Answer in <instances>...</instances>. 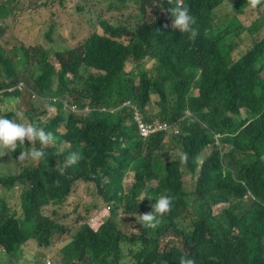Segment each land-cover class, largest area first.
<instances>
[{"label": "trees", "instance_id": "obj_1", "mask_svg": "<svg viewBox=\"0 0 264 264\" xmlns=\"http://www.w3.org/2000/svg\"><path fill=\"white\" fill-rule=\"evenodd\" d=\"M70 2H43L56 18L45 39L0 53V115L20 111L56 137L39 161L17 162L22 146L0 158V264L25 254L35 264H264V0L87 1L81 11L101 13L81 31L66 22ZM20 4L0 0L5 33ZM183 6L195 38L171 26L170 9ZM10 97L19 103L6 112ZM154 122L166 131L143 141ZM73 151L81 159L65 167ZM161 196L170 211L142 225ZM102 204L110 213L95 228Z\"/></svg>", "mask_w": 264, "mask_h": 264}, {"label": "rangeland", "instance_id": "obj_2", "mask_svg": "<svg viewBox=\"0 0 264 264\" xmlns=\"http://www.w3.org/2000/svg\"><path fill=\"white\" fill-rule=\"evenodd\" d=\"M46 0H21V4L19 7V10L16 14V16H11L9 17L8 20V26H10L11 28V33H14L15 31H17V35H13L12 38L8 37L10 35V32L5 33V29H2L0 27V37L2 38L3 41H0V53L5 54V49L6 51L11 50L15 45L16 46H20L21 45V39L24 41L23 43H27V47L29 45L30 42H32L34 39L35 40H44L46 34H48L52 28L54 27V22L56 20L55 15L53 13H51L50 11L46 12V9H40V6L43 2H45ZM72 2H70L66 8V10H64V12L66 11V22L67 21H71L73 19L78 20V23H73V24H69L70 30H82L84 29V25L85 22L89 23L94 15L100 12V9H96L93 8L92 5H89L86 9V11H81L80 8H85L86 7V2L87 1H93V0H71ZM97 4L102 3V0H94ZM228 2H225V4L223 6L220 7V10L217 11L218 15L220 16H225L226 14H231L232 12V5L227 6ZM230 3L232 4V1H230ZM34 8V10H33ZM50 7H48L49 9ZM119 13H122L119 12ZM82 23V24H81ZM59 28V27H58ZM72 33L69 32V35H71ZM18 36H20V40L19 38H17ZM13 39H15L16 42L12 41ZM74 40V39H72ZM72 40H70V43L72 42ZM61 47H67L66 42L63 41L61 43ZM133 70V66H131L130 64L126 65V71L127 72H131ZM107 76V75H105ZM26 98V97H25ZM35 100V99H32ZM3 108L6 110V112H8L9 110H11L14 106H9V104H2ZM42 110L46 109V105H42L41 106ZM138 114V113H137ZM55 117V112L53 110H51V114H49L48 116H46L44 118V121H47L48 118H54ZM141 123V121H140ZM165 125L161 124V123H157L154 122L152 124L151 127L147 126L144 128V136L145 137H149L150 135H152V133L156 132L157 130L163 128ZM66 149V147L62 148V151H64ZM228 150V146L227 144L222 145V150ZM164 150L168 151L170 149L167 150V143L164 144ZM1 153L0 154V158H4L8 156V153ZM176 154V153H175ZM4 155V157L2 156ZM11 159L9 158L7 160L6 158V162H4L5 168L7 169V171H11V172H16L17 168L15 163L13 165H11ZM110 166H114L113 161L110 162ZM9 168V169H8ZM0 169L2 170V168L0 167ZM131 178L132 176H129L127 180V182H131ZM87 187L84 186H79L77 188H74V192L76 193L75 197H80L81 192H85ZM251 190L247 189L246 190V198L245 201L249 202L251 199ZM227 196L231 197L230 195H225V197L227 198ZM232 198V197H231ZM254 199V198H253ZM100 202V201H99ZM112 204V203H111ZM111 204H102V205H98L96 206V209L94 210L92 216H91V220L90 222L93 223L94 227L97 228L99 225H101V222L103 221V217L102 216H98L100 214H104L105 216H107L110 212V205ZM102 212V213H101ZM64 213V212H62ZM74 220V218H72ZM3 249L2 247H0V250ZM1 257V254H0ZM58 257L55 258V260H57ZM21 264H34V262H32V257L30 255L25 254L23 261L20 262Z\"/></svg>", "mask_w": 264, "mask_h": 264}, {"label": "clouds", "instance_id": "obj_3", "mask_svg": "<svg viewBox=\"0 0 264 264\" xmlns=\"http://www.w3.org/2000/svg\"><path fill=\"white\" fill-rule=\"evenodd\" d=\"M170 15L172 18L171 26L174 29L178 30L181 34H189L191 38L196 37L197 31L193 27L195 20L190 14L189 8L187 6L170 9ZM18 103L19 97H10L8 100L9 106H15ZM22 120L23 113L20 111L15 112V117L12 119L8 117L5 118L4 116L0 115V150H7L5 153H13L22 146L24 150L19 151V154L16 157L17 162L39 161L45 157V151L43 149L48 145L55 143L56 137L54 136L53 132H46L44 129L38 126L22 122ZM144 125L145 124L143 123L142 126ZM165 128H167V126L157 130L150 136L155 135V133H158L159 131H166ZM149 137L141 136L143 141L147 140ZM25 140L29 142L31 147H25ZM35 144H39L41 147H33ZM80 159L81 154L79 152L73 151L66 156L65 160L63 161V165L65 167H72L77 165ZM178 160L181 165L186 164L188 160L187 153H180ZM61 174H63V168L61 169ZM247 189H249V187ZM154 200L155 204L152 206L153 211L140 216L141 224L152 228H154L158 223V217L163 216V214L170 211L172 206V199L168 196H161ZM56 257L59 259L61 254ZM23 259L21 261H23ZM46 264H50V260L46 261ZM181 264H194V261L191 259H182Z\"/></svg>", "mask_w": 264, "mask_h": 264}, {"label": "bare ground", "instance_id": "obj_4", "mask_svg": "<svg viewBox=\"0 0 264 264\" xmlns=\"http://www.w3.org/2000/svg\"><path fill=\"white\" fill-rule=\"evenodd\" d=\"M172 131H174V133H178V132H179V129H178V128H175V129L172 130ZM141 135H142V131H141Z\"/></svg>", "mask_w": 264, "mask_h": 264}, {"label": "built area", "instance_id": "obj_5", "mask_svg": "<svg viewBox=\"0 0 264 264\" xmlns=\"http://www.w3.org/2000/svg\"><path fill=\"white\" fill-rule=\"evenodd\" d=\"M141 123H142V122H141ZM142 136L145 137V136H144V128H142Z\"/></svg>", "mask_w": 264, "mask_h": 264}]
</instances>
